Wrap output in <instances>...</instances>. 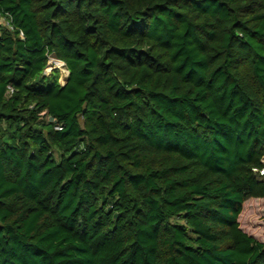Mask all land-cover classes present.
Listing matches in <instances>:
<instances>
[{"label": "trees", "instance_id": "trees-1", "mask_svg": "<svg viewBox=\"0 0 264 264\" xmlns=\"http://www.w3.org/2000/svg\"><path fill=\"white\" fill-rule=\"evenodd\" d=\"M262 169L264 0H0V264H264Z\"/></svg>", "mask_w": 264, "mask_h": 264}, {"label": "rangeland", "instance_id": "rangeland-1", "mask_svg": "<svg viewBox=\"0 0 264 264\" xmlns=\"http://www.w3.org/2000/svg\"><path fill=\"white\" fill-rule=\"evenodd\" d=\"M4 22L3 18L1 19ZM53 60H57L55 56L51 57ZM51 67L59 66L61 71L60 81L65 83L68 77L66 66H62L58 63H51ZM242 227L250 234L254 235L257 239L264 242V200H250L245 204L244 214L241 217Z\"/></svg>", "mask_w": 264, "mask_h": 264}, {"label": "built area", "instance_id": "built-area-1", "mask_svg": "<svg viewBox=\"0 0 264 264\" xmlns=\"http://www.w3.org/2000/svg\"><path fill=\"white\" fill-rule=\"evenodd\" d=\"M52 56H50L49 58V64H48V66H47V68H46V73L47 74H49L50 72H52L55 68H58L59 69V66L57 67V66H53V67H51V63L53 62V63H60L62 66H65V64H64V62H62V61H60V60H53L52 58H51ZM67 72H68V70H67ZM69 73V72H68ZM260 173H261V175H264V169H262L261 171H260Z\"/></svg>", "mask_w": 264, "mask_h": 264}]
</instances>
